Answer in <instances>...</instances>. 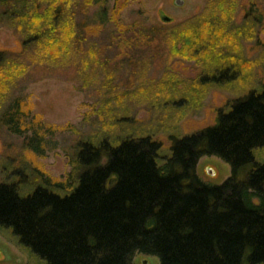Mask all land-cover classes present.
<instances>
[{"label":"trees","instance_id":"trees-1","mask_svg":"<svg viewBox=\"0 0 264 264\" xmlns=\"http://www.w3.org/2000/svg\"><path fill=\"white\" fill-rule=\"evenodd\" d=\"M117 1L0 0V28L17 41L0 49V129L19 138L20 154L39 157L68 134L71 167L54 180L6 156L1 233L29 264H133L137 253L159 264H264V82L229 98L213 125L172 131L168 146L157 127L139 126L133 97L144 72L184 60L200 71L185 90L168 80L153 103L160 110L193 107L210 87L241 79L238 44L260 43L264 0H203L202 12L167 26L126 23ZM45 79L73 82L92 100L91 127L63 129L24 111L27 87ZM204 156L227 163L230 176L204 183Z\"/></svg>","mask_w":264,"mask_h":264},{"label":"rangeland","instance_id":"rangeland-1","mask_svg":"<svg viewBox=\"0 0 264 264\" xmlns=\"http://www.w3.org/2000/svg\"><path fill=\"white\" fill-rule=\"evenodd\" d=\"M177 1L118 0L116 5L120 10L122 20L126 23L141 19L159 26L180 23L189 16L202 12L204 8L203 0H179L180 4H177ZM258 36L259 44L254 41V35L252 38L244 37L238 44V49H242L245 56V64H243L245 76H241V79L230 85L210 87L200 95L199 102H196L193 107H182L169 113L168 108L160 110L153 104L166 96L169 90L167 91L164 85L170 83L168 80L178 83L176 85L179 90H185V85L187 87L195 79L200 69L192 61L184 60L172 67L164 64L144 72L145 75L136 81L140 88L139 93L133 95L136 100L141 101V109L137 112V118L140 120L139 126L157 127L161 141L168 146L170 144L168 134L172 131L188 134L213 125L216 110L229 98L238 95L250 86L264 82V29L259 31ZM16 46L17 41L12 32L0 28V49H15ZM26 94L24 111H30L45 124L63 129L68 125L91 127L88 122H85V117L92 113V100L79 91L75 83L45 79L29 84ZM69 138L68 134L58 137V147L53 151H48L45 156L39 157L28 151L20 154L19 138L3 133L1 128L0 164L6 156L13 158L15 163L22 156L25 161L52 179L64 180L71 170L63 149L65 145H68ZM256 158L264 162V148L256 151ZM196 172L204 183L219 185L230 176V166L215 156H204L199 160ZM24 252L0 230V264H29V258ZM133 264H159V260L152 255L137 253Z\"/></svg>","mask_w":264,"mask_h":264},{"label":"water","instance_id":"water-1","mask_svg":"<svg viewBox=\"0 0 264 264\" xmlns=\"http://www.w3.org/2000/svg\"><path fill=\"white\" fill-rule=\"evenodd\" d=\"M176 3H177V4H180L181 2L178 0Z\"/></svg>","mask_w":264,"mask_h":264}]
</instances>
